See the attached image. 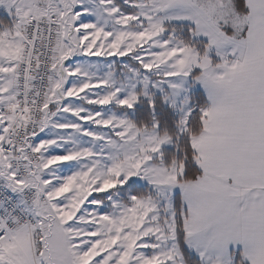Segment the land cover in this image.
<instances>
[{"label": "snow or ice", "instance_id": "1", "mask_svg": "<svg viewBox=\"0 0 264 264\" xmlns=\"http://www.w3.org/2000/svg\"><path fill=\"white\" fill-rule=\"evenodd\" d=\"M0 264H264V0H0Z\"/></svg>", "mask_w": 264, "mask_h": 264}]
</instances>
